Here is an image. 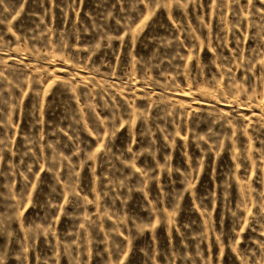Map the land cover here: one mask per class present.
<instances>
[{
	"label": "rangeland",
	"instance_id": "1",
	"mask_svg": "<svg viewBox=\"0 0 264 264\" xmlns=\"http://www.w3.org/2000/svg\"><path fill=\"white\" fill-rule=\"evenodd\" d=\"M0 264H264V0H0Z\"/></svg>",
	"mask_w": 264,
	"mask_h": 264
}]
</instances>
